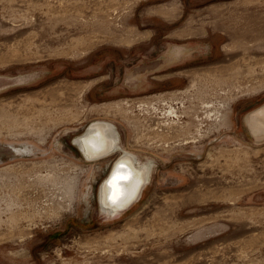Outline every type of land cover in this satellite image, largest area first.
<instances>
[{
	"label": "rangeland",
	"instance_id": "374dc122",
	"mask_svg": "<svg viewBox=\"0 0 264 264\" xmlns=\"http://www.w3.org/2000/svg\"><path fill=\"white\" fill-rule=\"evenodd\" d=\"M263 103L264 0H0V264H264ZM96 120L151 162L115 217L118 152L74 142Z\"/></svg>",
	"mask_w": 264,
	"mask_h": 264
},
{
	"label": "bare ground",
	"instance_id": "6f19581e",
	"mask_svg": "<svg viewBox=\"0 0 264 264\" xmlns=\"http://www.w3.org/2000/svg\"><path fill=\"white\" fill-rule=\"evenodd\" d=\"M183 52V47L176 48L174 50L173 57H179ZM135 79V74H130L127 76V81L130 84L135 83ZM152 108L159 110L158 107L152 106ZM179 108L180 107L175 106L172 103H168L167 106H164L160 109L162 112L159 118L163 119L157 120L155 123L156 125L152 127L153 130L156 129L154 132L156 136H162V130L159 129H162L163 127L160 124H166L164 127L167 130L180 126L178 122L179 112H185V110H180ZM139 109L141 111H149L147 107L143 106ZM213 110L215 116L211 118L206 114V117L209 118L211 122L220 123L222 120L220 107L213 106ZM124 116L130 117V115L127 113H125ZM246 120L253 135L257 138L262 137L264 134V103L250 111L246 116ZM186 124V127L188 128L182 127L184 129V133L190 132L191 129L188 126L191 123L187 122ZM198 124H201V120L198 122ZM148 127H150L149 124ZM198 130L200 131V128ZM74 142L80 148L82 154L87 158V160L107 158L118 152L117 157L114 159L111 165L112 167L110 172L106 176L105 180L100 184L98 189V201L102 212L109 215L110 217H115L132 207V205L141 198L143 189L150 177L151 162L148 159L146 161H143V159L141 160L138 154L131 152L132 150L129 151L124 149L120 145L119 133L113 122L107 120L93 121L83 134L74 138ZM188 142L189 140L183 139L184 144ZM120 165H124V167H120ZM114 174L117 176L127 177L126 179L117 180L119 193L115 199L112 198L114 191L113 185L109 183V180ZM68 190L70 192V187H68ZM68 196L71 197V194ZM61 202L58 203V206L63 205Z\"/></svg>",
	"mask_w": 264,
	"mask_h": 264
},
{
	"label": "snow or ice",
	"instance_id": "6c2138e0",
	"mask_svg": "<svg viewBox=\"0 0 264 264\" xmlns=\"http://www.w3.org/2000/svg\"><path fill=\"white\" fill-rule=\"evenodd\" d=\"M120 167H124V165H120ZM127 177L125 176H117V175H113V177L109 180V183L113 185V196L112 198L115 199L116 196L118 195L119 193V189H118V185H117V180L118 179H126Z\"/></svg>",
	"mask_w": 264,
	"mask_h": 264
}]
</instances>
